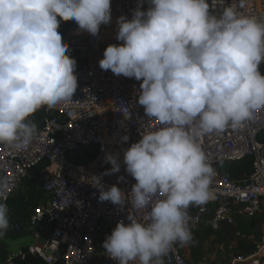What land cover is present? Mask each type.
<instances>
[{
  "label": "clouds",
  "instance_id": "obj_1",
  "mask_svg": "<svg viewBox=\"0 0 264 264\" xmlns=\"http://www.w3.org/2000/svg\"><path fill=\"white\" fill-rule=\"evenodd\" d=\"M144 0L131 18H117L116 40L98 61L102 70L140 81L137 103L160 127L140 135L123 152L125 171L135 183L126 195L107 190L100 176L87 182L99 201L137 210L127 215L102 242L116 264H163L177 242L192 240L187 209L211 196L214 169L199 138L236 128L264 110V20L224 5L210 10L208 0ZM246 0H239V7ZM72 20L92 36L111 22V0H0V144L19 149L30 143L38 109L72 99L77 89L76 60L58 31ZM127 140V137L123 138ZM120 171L118 156L107 154ZM123 177H118V180ZM7 187L0 180V193ZM9 225L0 203V237Z\"/></svg>",
  "mask_w": 264,
  "mask_h": 264
},
{
  "label": "built area",
  "instance_id": "obj_2",
  "mask_svg": "<svg viewBox=\"0 0 264 264\" xmlns=\"http://www.w3.org/2000/svg\"><path fill=\"white\" fill-rule=\"evenodd\" d=\"M116 2L121 5V15L129 19L138 5V0ZM208 2L211 11L221 10L219 0ZM227 5L264 20V0H246L243 8L239 0H224L223 6ZM140 6L144 10L149 5L144 0ZM105 30L101 25L99 33L92 36L71 20L62 38L68 44V54L76 60L78 86L72 99L52 108L41 107L30 116L37 130L24 147L0 144V180L7 183L0 193V203H6L8 219L13 216L9 202L25 201L29 195L25 181H33L41 191L36 197L38 203L28 208L23 219L14 221L17 230L27 228L32 240L10 252L4 264H29L31 258L39 264H116L102 242L118 221L128 223V213L142 220L151 201L158 198L149 196V208L143 210L132 207L130 197L129 205L121 207L99 201V190L87 182L88 177L100 176L105 190L116 185L127 195L135 180L125 171L123 152L140 135L160 127L159 121L147 118L137 103L140 81L99 67L106 46L122 43L116 40V31L111 39L105 38ZM262 66L264 62L259 69ZM260 72L264 75V69ZM198 142L215 174L207 203L186 210L192 238L203 225L212 230L232 228L249 249L231 252L228 264H259V257L264 256V237L258 242L237 228L264 218V110L236 128L229 126L222 132L206 134ZM93 151L95 156L87 161L73 160ZM107 154L118 156L119 172L102 175L111 168L105 161ZM239 161L250 163L249 171L240 172L242 179L225 174ZM261 232L264 234V222ZM185 245L174 244L161 258L163 264H189ZM250 249L255 251V257L247 256Z\"/></svg>",
  "mask_w": 264,
  "mask_h": 264
},
{
  "label": "crops",
  "instance_id": "obj_3",
  "mask_svg": "<svg viewBox=\"0 0 264 264\" xmlns=\"http://www.w3.org/2000/svg\"><path fill=\"white\" fill-rule=\"evenodd\" d=\"M16 201L18 200L9 202L13 216L9 219L6 233L0 237V264H4V260L10 252L22 248L32 240L26 227L17 230L14 226L15 220L23 219L27 215V212L22 208V204H17ZM250 223L245 224L243 228L241 226V229L240 227L237 229L244 231L246 228L248 229ZM231 234H233L232 237L230 236ZM198 236L202 237V241L198 247H195V239ZM220 240H225V242L220 243ZM238 244H240V238L235 236L234 229L222 227L219 230H212L206 225H203L194 233L192 240L183 247V250L189 264H228L230 262L231 252L239 253L249 249V246L247 248L244 245L240 247ZM221 250L224 251L222 252ZM248 253V257H255L256 253L254 250L250 249ZM259 259V264H264V256L259 257ZM17 264L23 263L18 262ZM29 264H39V262L37 259L31 258Z\"/></svg>",
  "mask_w": 264,
  "mask_h": 264
},
{
  "label": "rangeland",
  "instance_id": "obj_4",
  "mask_svg": "<svg viewBox=\"0 0 264 264\" xmlns=\"http://www.w3.org/2000/svg\"><path fill=\"white\" fill-rule=\"evenodd\" d=\"M112 1H113V5H111V16H112V20H111V22L109 24L103 25L105 27V29H106L104 31V37L105 38H108V39L109 38H112L114 32L117 30V27L114 26L113 24H114V21L118 17H120L119 12L122 10L120 3H118V2L115 3L116 0H111V3H112ZM70 21L71 20L62 21L60 23V27L62 25L67 24ZM60 27H59L58 31L61 33V30H60L61 28ZM36 116H38V115H36ZM224 172H225V174H227L230 177L240 178V179L243 178V175H240V172L241 171H239L238 169H235V167H233V166H231L229 169L225 170ZM243 172H245V169L242 171V173ZM24 188L28 189L27 191H29V195L26 197L27 199L25 201L21 200L20 203H23L22 204V208L27 212L28 208L31 205L38 203V201H36L37 200L36 197L39 196V195H41V191L37 190L35 183H33V181H31V180L25 181ZM250 222H249L250 224L248 225L249 226L248 229L246 228L244 230L246 232H244V231L243 232L246 233L247 235H253L255 237V239L258 242H260L261 239L264 237V234L261 232V227H262V224L264 222V218H262V219H259L258 218L257 220H253V221H250ZM244 226H242V228ZM240 229H241V227H240ZM226 234H228V233H226ZM230 236L232 237L233 234H231ZM201 241H202V237H200V236L196 237L194 246L195 247H198L200 245ZM40 242H41V240H40ZM222 242L224 243L225 240H220V243H222ZM216 243H218V242L216 241ZM244 243H245V240L240 239V244H238V246L243 247Z\"/></svg>",
  "mask_w": 264,
  "mask_h": 264
},
{
  "label": "trees",
  "instance_id": "obj_5",
  "mask_svg": "<svg viewBox=\"0 0 264 264\" xmlns=\"http://www.w3.org/2000/svg\"><path fill=\"white\" fill-rule=\"evenodd\" d=\"M116 21L117 20H115L114 21V26H116L117 27V24H116ZM70 24H71V21L70 22H68L67 24H65V25H62L60 28V30H61V35L63 34V32H65L68 28H69V26H70ZM95 154H96V152L95 151H93V152H85V153H83V155L82 156H75L74 158H73V160L76 162V163H79L81 160H84V161H87L89 158H91V157H93V156H95ZM250 165V163L249 162H246V161H239V162H236V163H234L232 166L233 167H235V169H238L239 171H243L244 169H245V171H249V166ZM27 199V198H26ZM15 199H12L10 202H13ZM21 201H16V203L18 204H23V203H20Z\"/></svg>",
  "mask_w": 264,
  "mask_h": 264
},
{
  "label": "bare ground",
  "instance_id": "obj_6",
  "mask_svg": "<svg viewBox=\"0 0 264 264\" xmlns=\"http://www.w3.org/2000/svg\"><path fill=\"white\" fill-rule=\"evenodd\" d=\"M115 3H116V1H115ZM111 5H113V1H112ZM119 14L120 15L122 14V10L119 12ZM103 36H104V33H103ZM109 39H111V38H109Z\"/></svg>",
  "mask_w": 264,
  "mask_h": 264
},
{
  "label": "water",
  "instance_id": "obj_7",
  "mask_svg": "<svg viewBox=\"0 0 264 264\" xmlns=\"http://www.w3.org/2000/svg\"><path fill=\"white\" fill-rule=\"evenodd\" d=\"M262 69H264V66H262V67L259 69V71H260V70L262 71Z\"/></svg>",
  "mask_w": 264,
  "mask_h": 264
}]
</instances>
